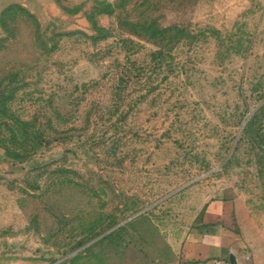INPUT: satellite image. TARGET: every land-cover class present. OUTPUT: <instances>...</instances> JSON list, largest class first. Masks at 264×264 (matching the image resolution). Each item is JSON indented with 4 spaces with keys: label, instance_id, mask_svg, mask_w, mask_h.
Instances as JSON below:
<instances>
[{
    "label": "rangeland",
    "instance_id": "rangeland-1",
    "mask_svg": "<svg viewBox=\"0 0 264 264\" xmlns=\"http://www.w3.org/2000/svg\"><path fill=\"white\" fill-rule=\"evenodd\" d=\"M263 101L264 0H0V264H157L208 200L264 264Z\"/></svg>",
    "mask_w": 264,
    "mask_h": 264
},
{
    "label": "crops",
    "instance_id": "crops-1",
    "mask_svg": "<svg viewBox=\"0 0 264 264\" xmlns=\"http://www.w3.org/2000/svg\"><path fill=\"white\" fill-rule=\"evenodd\" d=\"M233 206L220 200L203 202L191 216L197 217L194 227H187L178 239L172 235L170 255L157 264H246L229 224ZM249 264L258 263L251 259Z\"/></svg>",
    "mask_w": 264,
    "mask_h": 264
},
{
    "label": "trees",
    "instance_id": "trees-1",
    "mask_svg": "<svg viewBox=\"0 0 264 264\" xmlns=\"http://www.w3.org/2000/svg\"><path fill=\"white\" fill-rule=\"evenodd\" d=\"M90 23L93 25V22L90 21ZM258 117H261L264 119V101L262 102V104L257 107L255 109V111L250 115V117L248 118V120L245 122L242 130H244L245 132H247V129L250 128L253 125V122L255 121V119H258ZM249 130V129H248ZM264 136V133L262 134Z\"/></svg>",
    "mask_w": 264,
    "mask_h": 264
}]
</instances>
